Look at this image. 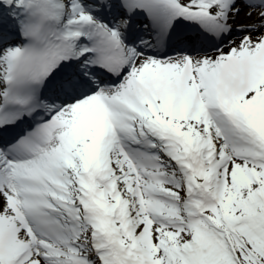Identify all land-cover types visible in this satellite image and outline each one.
<instances>
[{"label":"snow or ice","instance_id":"snow-or-ice-1","mask_svg":"<svg viewBox=\"0 0 264 264\" xmlns=\"http://www.w3.org/2000/svg\"><path fill=\"white\" fill-rule=\"evenodd\" d=\"M0 264H264V0H0Z\"/></svg>","mask_w":264,"mask_h":264}]
</instances>
